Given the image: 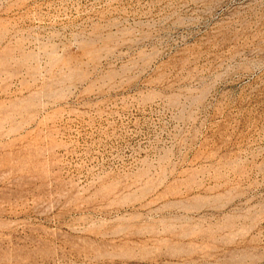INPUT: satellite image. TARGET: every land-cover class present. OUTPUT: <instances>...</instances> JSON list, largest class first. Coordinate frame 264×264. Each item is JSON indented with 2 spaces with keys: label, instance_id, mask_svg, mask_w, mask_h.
Listing matches in <instances>:
<instances>
[{
  "label": "rangeland",
  "instance_id": "1",
  "mask_svg": "<svg viewBox=\"0 0 264 264\" xmlns=\"http://www.w3.org/2000/svg\"><path fill=\"white\" fill-rule=\"evenodd\" d=\"M0 264H264V0H0Z\"/></svg>",
  "mask_w": 264,
  "mask_h": 264
}]
</instances>
